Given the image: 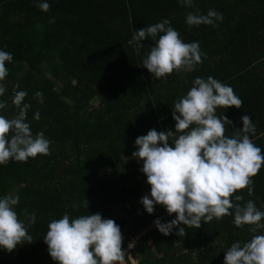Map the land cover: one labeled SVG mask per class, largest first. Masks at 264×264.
I'll return each mask as SVG.
<instances>
[{
    "label": "trees",
    "instance_id": "16d2710c",
    "mask_svg": "<svg viewBox=\"0 0 264 264\" xmlns=\"http://www.w3.org/2000/svg\"><path fill=\"white\" fill-rule=\"evenodd\" d=\"M41 2L0 0V51L13 57L0 81L6 88L0 115H18L12 101L25 91L23 103L30 105L25 122L33 136L43 132L51 141L50 155L0 165V198L19 196L15 210L26 225L25 216L36 215L28 227L32 243L11 253L0 248V264H58L43 238L48 224L65 213L70 220L97 213L113 219L124 237L122 248L141 227L168 214L162 205L149 214L140 202L145 195L151 198V186L141 171L143 161L132 153L138 150L137 137L152 129L176 132L174 103L197 77L211 76L233 88L242 107L216 110L232 122L225 135L242 130L241 117L247 115L255 125L250 139L264 154V0H192V7L180 0H47V12L39 8ZM212 9L223 15L217 26L187 25L189 13L207 15ZM165 19L185 43L198 42L204 55L193 70L157 79L142 63L156 41H140L139 52L128 41L135 31ZM37 92L43 93V103ZM175 138H169V146ZM253 187L251 196L245 189L234 194L244 199L233 197V202L252 200L264 212V166ZM173 219L175 213L160 221ZM233 221L226 215L202 221L199 228L181 224L167 236L153 231L130 256L134 264H224L233 243L264 235V229L252 233L251 226L237 228ZM180 227L185 236L177 235Z\"/></svg>",
    "mask_w": 264,
    "mask_h": 264
},
{
    "label": "clouds",
    "instance_id": "9594fccd",
    "mask_svg": "<svg viewBox=\"0 0 264 264\" xmlns=\"http://www.w3.org/2000/svg\"><path fill=\"white\" fill-rule=\"evenodd\" d=\"M182 6L192 7V0H180ZM39 8L47 12L50 4L43 0ZM223 20V15L214 9L207 15L189 13L188 26L212 25ZM163 20L135 31L129 45H135L137 52L143 47L140 41L151 37L156 41L143 60L153 77L159 79L175 72L194 69L202 63L204 55L198 42L185 43L178 31ZM163 33V35H160ZM157 37L158 40H157ZM12 54L0 51V81L8 75L5 62H11ZM6 91L0 83V96ZM27 93H15L12 103L19 109L18 115L8 119L0 115V165L10 160L27 162L37 155H50L51 141L43 132L33 136L30 124L26 123L29 104H24ZM43 103V93L35 94ZM243 101L234 93L232 87L209 76L206 80L197 77L194 86L187 94L174 103L173 119L176 132L150 130L147 135L137 137L138 150L132 156L143 161L141 171L151 186L150 196L141 199L145 210L152 214L155 205H162L169 215L175 213L176 219L154 223L164 235H169L174 227L181 224L188 228H199L213 219L224 216L234 217V225L257 233L264 229V212L257 209L252 200L244 205L234 203L244 199L235 193L247 189L254 192L253 178L264 166V154L250 139L255 133L252 119L241 117L242 130L226 136V125L232 122L226 116L218 117L217 108H241ZM6 102H0V109ZM39 120L40 113L34 116ZM179 134V135H177ZM175 136L174 147L169 146V138ZM19 196L6 195L0 198V248L11 253L25 242L32 243L28 227L36 222V215H26L28 225L22 221L15 210ZM89 202L84 199L83 207ZM77 207V205H73ZM183 227L178 236L184 235ZM48 252L58 264H126V253L122 249L124 237L119 225L113 219H104L97 214L81 215L70 220L65 213L62 218L52 220L43 238ZM224 264H264V235H253L241 245L235 242L225 252Z\"/></svg>",
    "mask_w": 264,
    "mask_h": 264
},
{
    "label": "built area",
    "instance_id": "2783aa9c",
    "mask_svg": "<svg viewBox=\"0 0 264 264\" xmlns=\"http://www.w3.org/2000/svg\"><path fill=\"white\" fill-rule=\"evenodd\" d=\"M168 215L169 214H163L160 216V218H158L159 220H161L163 218V216ZM157 219L152 220L151 222H149L147 225H145L144 227H141V229L134 235L132 236L129 241L127 242V244L122 248L125 253H126V257H129L131 252L133 251L134 247L137 245V243L140 241L141 238L145 237L147 234L158 230L157 227L155 226V221Z\"/></svg>",
    "mask_w": 264,
    "mask_h": 264
},
{
    "label": "rangeland",
    "instance_id": "374dc122",
    "mask_svg": "<svg viewBox=\"0 0 264 264\" xmlns=\"http://www.w3.org/2000/svg\"><path fill=\"white\" fill-rule=\"evenodd\" d=\"M127 258H128V261H127L128 263L131 262L132 264H134L136 262V260L132 256L127 257ZM127 262H126V264H127Z\"/></svg>",
    "mask_w": 264,
    "mask_h": 264
},
{
    "label": "crops",
    "instance_id": "0c3cea01",
    "mask_svg": "<svg viewBox=\"0 0 264 264\" xmlns=\"http://www.w3.org/2000/svg\"><path fill=\"white\" fill-rule=\"evenodd\" d=\"M130 257V256H129Z\"/></svg>",
    "mask_w": 264,
    "mask_h": 264
}]
</instances>
